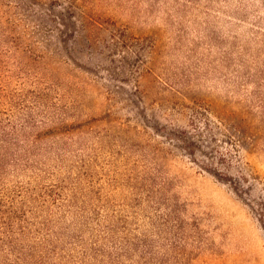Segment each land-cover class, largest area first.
Wrapping results in <instances>:
<instances>
[{
	"label": "rangeland",
	"instance_id": "374dc122",
	"mask_svg": "<svg viewBox=\"0 0 264 264\" xmlns=\"http://www.w3.org/2000/svg\"><path fill=\"white\" fill-rule=\"evenodd\" d=\"M118 29L143 63L110 51ZM1 141L0 188L67 195L33 223L76 260L102 225L121 264H264L231 185L264 188V0H0Z\"/></svg>",
	"mask_w": 264,
	"mask_h": 264
},
{
	"label": "trees",
	"instance_id": "16d2710c",
	"mask_svg": "<svg viewBox=\"0 0 264 264\" xmlns=\"http://www.w3.org/2000/svg\"><path fill=\"white\" fill-rule=\"evenodd\" d=\"M111 46L110 51L114 55L115 53L118 55H121V53L127 56L131 55L134 56L136 61L144 62L145 50L140 47L139 41L130 40L127 34L120 31V29L113 32ZM125 57L123 58L127 61ZM2 134L8 136L5 132H2ZM224 135L232 136L230 129H227ZM7 147L8 145H3V141H1V156H5L1 151H5ZM3 169H5V165L0 160V181L3 178V171H1ZM246 183L245 178H234L231 183L232 189L239 197H247L245 201L252 211L258 214V220L264 226V188L258 194L253 195V189L246 187ZM66 197L67 195L58 194L48 189L41 193L34 190L30 193L27 189L26 191L19 190L10 194L5 190V187L0 188V264H60L58 261L62 262L63 260L72 261L73 264H96L103 261L107 264L122 263V255H128L127 250L130 243L128 240L115 239L110 227L100 225L101 230H98L97 235H93L91 245L84 241L83 233L85 230L83 229L80 232L81 236L72 237L69 246H79L85 250V253L83 252L76 260L71 254L73 250L71 249L70 253L67 254L66 249L63 248L64 246L59 244L61 240L57 237V233L52 228L45 227L53 224V220L45 222L49 224L33 223L40 206L41 208L55 207L57 209L56 216L59 215L61 219H64L65 215L70 214L73 207L68 205L69 201ZM76 207L80 214L92 212L98 216V213H96L97 208L94 206ZM90 224L88 221L85 222L86 227H90ZM32 235H35L34 238H32ZM54 238L58 244L53 240ZM36 240H39V242L37 243ZM101 241H106L109 245L107 243L101 244ZM110 246H113L114 250ZM64 253L67 256H63Z\"/></svg>",
	"mask_w": 264,
	"mask_h": 264
}]
</instances>
